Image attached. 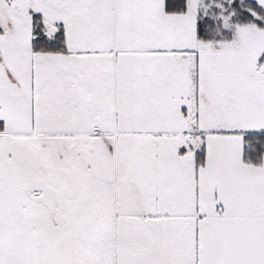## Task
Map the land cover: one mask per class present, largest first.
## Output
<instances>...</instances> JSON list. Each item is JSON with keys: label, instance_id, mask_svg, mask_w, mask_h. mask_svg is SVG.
Listing matches in <instances>:
<instances>
[{"label": "snow or ice", "instance_id": "1", "mask_svg": "<svg viewBox=\"0 0 264 264\" xmlns=\"http://www.w3.org/2000/svg\"><path fill=\"white\" fill-rule=\"evenodd\" d=\"M0 264H264V0H0Z\"/></svg>", "mask_w": 264, "mask_h": 264}]
</instances>
